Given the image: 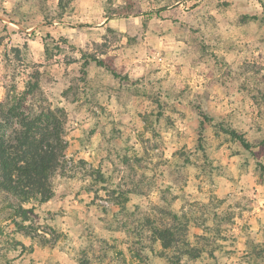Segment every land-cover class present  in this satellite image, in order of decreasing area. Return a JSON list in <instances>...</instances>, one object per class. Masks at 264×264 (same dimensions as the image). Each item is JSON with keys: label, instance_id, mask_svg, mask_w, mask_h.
Masks as SVG:
<instances>
[{"label": "rangeland", "instance_id": "374dc122", "mask_svg": "<svg viewBox=\"0 0 264 264\" xmlns=\"http://www.w3.org/2000/svg\"><path fill=\"white\" fill-rule=\"evenodd\" d=\"M35 69L26 108H64L69 147L25 204L35 239L0 191V264L137 263L167 200L194 220L189 264L264 256V0H0V101ZM155 250L140 264H167Z\"/></svg>", "mask_w": 264, "mask_h": 264}, {"label": "trees", "instance_id": "16d2710c", "mask_svg": "<svg viewBox=\"0 0 264 264\" xmlns=\"http://www.w3.org/2000/svg\"><path fill=\"white\" fill-rule=\"evenodd\" d=\"M97 61L99 65L104 66L103 61ZM113 74L118 76L116 72ZM23 87V90L15 87L12 93H7L0 101V191L14 198L11 199L10 216L16 227L15 231L25 232L31 239H35V236L28 232L30 226L25 224L31 220L32 208L25 207V204L34 200L44 203L54 196L53 178L66 158L69 141L66 139L64 108H52L50 105L37 109L26 108L29 99L35 98L39 89L37 69L28 75ZM224 131L241 142L246 149L251 148V143L242 133L230 128H225ZM162 200L166 201L164 198ZM171 201L167 200L166 208L160 206L165 220L161 217L157 221L158 218L150 215L143 217L141 224L145 235L139 242L145 241L148 246H144L142 250L131 249L132 256L139 261L131 264H140L147 260L150 254L152 257L162 258V255L156 254L157 245L160 246L167 264H189L202 256V249L189 238L194 220L171 205ZM120 215L134 216V212L129 213V210L123 207L119 208L115 217ZM14 241L16 250L20 249V254L33 252L32 246L16 238ZM39 242L44 245L42 239ZM251 257L255 264L264 263V256L259 253L251 254ZM11 260L13 259L6 264H11ZM83 261L87 259L82 258L81 263H84Z\"/></svg>", "mask_w": 264, "mask_h": 264}]
</instances>
